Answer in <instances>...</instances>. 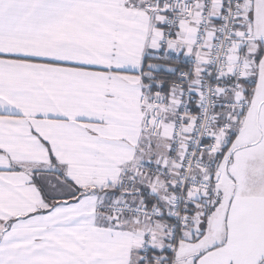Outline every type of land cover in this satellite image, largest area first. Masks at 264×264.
<instances>
[{
  "label": "snow or ice",
  "instance_id": "snow-or-ice-1",
  "mask_svg": "<svg viewBox=\"0 0 264 264\" xmlns=\"http://www.w3.org/2000/svg\"><path fill=\"white\" fill-rule=\"evenodd\" d=\"M0 264H264V0H0Z\"/></svg>",
  "mask_w": 264,
  "mask_h": 264
}]
</instances>
